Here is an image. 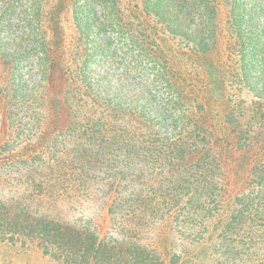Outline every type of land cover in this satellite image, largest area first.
I'll list each match as a JSON object with an SVG mask.
<instances>
[{
	"label": "trees",
	"instance_id": "16d2710c",
	"mask_svg": "<svg viewBox=\"0 0 264 264\" xmlns=\"http://www.w3.org/2000/svg\"><path fill=\"white\" fill-rule=\"evenodd\" d=\"M102 1L111 5L101 7L105 21L93 13ZM188 1L196 16L205 12L213 37L226 35L225 55L237 59L252 97L217 121L181 93L159 101L112 71L104 31L120 22L116 0H0V185L15 187L0 192L2 239L27 236L69 264H264V0ZM152 3L154 13L141 12L198 53H213L186 36L177 17L191 13L177 0ZM165 51L157 46L156 58L166 61ZM92 195L105 218L124 217L117 224L134 237L149 222L170 243L180 228L189 248L157 254L123 234L107 240L33 208Z\"/></svg>",
	"mask_w": 264,
	"mask_h": 264
},
{
	"label": "rangeland",
	"instance_id": "374dc122",
	"mask_svg": "<svg viewBox=\"0 0 264 264\" xmlns=\"http://www.w3.org/2000/svg\"><path fill=\"white\" fill-rule=\"evenodd\" d=\"M41 1L44 5L49 2V0ZM177 1L179 2L177 4L191 13L190 18L177 17L180 23L181 20H185L184 26L189 28L185 31L186 36L202 46L213 48L212 54L198 53L199 49L185 40L186 38L168 34L162 22L154 15L148 16L142 13L141 9L144 12L154 13L155 5L152 0H116L117 7L112 11V15L120 22H116L112 27L107 26L104 31L111 45L107 57L108 66H112V71L127 82L137 87L149 88L159 101L181 93L184 102L205 106L207 112L203 116L211 121L220 120L228 108L235 112L246 109L252 97L246 92L238 75L237 59L225 55L223 37L225 38L226 35L221 38L216 32L213 37L205 12L198 8L200 16H196L193 12L196 11L193 9V2ZM103 6L111 7L109 3L102 1L93 7V13L96 18L105 21L104 16L109 15H104L101 9ZM128 22L132 25V34L136 36L133 39L138 40L135 44L132 43L135 40L130 38V32L126 30L125 23ZM13 23L17 22L13 21ZM71 23L70 13L61 14V24L66 39L74 43L76 36ZM106 24L108 25V22ZM159 45L166 49L168 56L166 61L156 58L154 51ZM15 181L14 179L13 184H16ZM11 186L9 183L0 185V192H4L7 196L15 188ZM104 206L103 201L96 195L88 197L86 201L77 202L33 201V208L40 213L77 227L88 228L91 231L99 230L107 240H114L123 234L146 245L144 247L155 250L157 254L158 252L161 254L164 250L178 254L180 250L189 248L181 242L179 235L184 232L180 228L171 231L170 243L165 241L163 243L161 227L149 222L143 223L142 232L134 237L129 229L118 226L117 223L124 222L122 221L124 217L119 216L118 220L105 218ZM14 240H4L0 237V264H69L62 259L64 257L56 258L49 255L50 253L44 254V251L31 243L27 236L15 237ZM108 247L115 249L123 246Z\"/></svg>",
	"mask_w": 264,
	"mask_h": 264
}]
</instances>
